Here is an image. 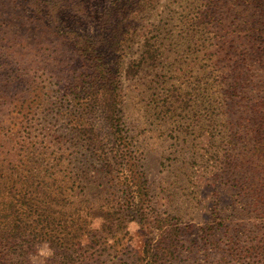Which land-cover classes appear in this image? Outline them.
<instances>
[{
  "label": "rangeland",
  "instance_id": "obj_1",
  "mask_svg": "<svg viewBox=\"0 0 264 264\" xmlns=\"http://www.w3.org/2000/svg\"><path fill=\"white\" fill-rule=\"evenodd\" d=\"M235 2L241 15L259 20L257 43L264 47V14L255 2L250 7ZM230 3L0 0V213L9 215L0 221V264H70L76 255L81 258L74 264H129L139 257L146 239L154 243L158 237L133 220L125 230L101 233L88 247V229L102 221L97 217L84 231L72 232V239L67 234L70 244L54 256L35 242L34 215L25 202L11 200L19 193L31 197L43 182L51 193L67 194V202L52 200L53 209L111 211L119 207L121 183L136 188L131 164L140 173L138 182H145L150 219L168 213L180 227L191 225L176 244L174 264H196L198 228L218 184L210 178L216 168L205 160L212 147L203 130L211 129L217 138L220 126L212 119L222 111L238 123L246 104L264 105V53L262 63L241 71L248 83L232 95L234 108L229 110L230 99L219 98L231 66L221 55L230 32L245 18L228 13ZM93 64L103 67L93 74L101 86L83 88ZM78 127L88 134L79 135ZM243 128L236 126L238 132ZM104 161L112 164L111 173L102 170ZM217 190L223 204L237 196L223 184ZM222 216L230 226L254 222L233 210Z\"/></svg>",
  "mask_w": 264,
  "mask_h": 264
},
{
  "label": "trees",
  "instance_id": "obj_2",
  "mask_svg": "<svg viewBox=\"0 0 264 264\" xmlns=\"http://www.w3.org/2000/svg\"><path fill=\"white\" fill-rule=\"evenodd\" d=\"M230 1L231 9L228 13L235 12L245 18L239 23L238 29H233L230 32L228 45L221 55L231 65L227 74L229 77L227 80L225 79V88L222 90L223 95L221 94L219 97L222 102L230 99L227 103L229 110L234 108L232 95L238 91L239 86L248 83L247 72L246 77L242 78L241 71L250 69L254 63H262L264 57V47L257 43L258 32L261 30L256 26L259 20L254 23L246 14L241 15L235 0ZM244 2L248 7L255 2L258 5L259 12L264 14V0H244ZM262 16L264 17V15ZM239 32H242L241 37H239ZM239 38H242V41ZM262 55L263 57H261ZM90 68L92 72L87 85L85 86L86 81H81L83 82V88H87L90 83L91 85L94 84L95 87L101 86L100 82L96 83L98 79L93 74L103 72V67L97 70L93 64ZM81 82L76 81L75 87H78ZM72 88L74 89V87ZM259 104L262 105L260 102ZM259 104L258 101L246 104V110L243 111L244 116L239 115L237 118L238 123L231 121L228 117L225 119L228 114L223 111L218 120L213 118L214 123L219 125L221 129H215L217 138L214 137L215 134L211 129L203 130V132H206L209 143H211L210 147H212L211 151L208 150V157L205 160H212V166L216 169L211 173L210 178L217 179L218 184L210 190L214 191L210 192L212 194L211 207L208 209L206 220L198 228L199 232L195 246L199 255L195 258L196 264H264V105H262V109H259ZM235 125L239 128L244 126L243 131L238 132ZM114 131L115 129L111 134ZM76 132L79 135L88 134V130L83 127H78ZM244 133L248 136L245 137ZM236 134L237 137H235ZM117 139L119 140V136L116 135L115 140ZM112 143L119 145L115 141ZM218 152H221V154L218 155ZM111 165L109 162L104 161L101 164L102 170L111 173ZM220 167H223V170L218 172L217 168ZM128 168L130 179H134L133 183L136 188L130 189V184L121 183L122 197L119 198V207H112L111 211L87 209L88 211L84 212L82 209L74 210L73 208V211L67 212L61 209H53V206H51L52 200L67 202V194L61 190L60 192L51 193L43 182L39 185V192L34 193L31 197L25 195V193H19L12 195L11 200L25 202L28 211H31L34 215L36 225L35 242L44 243L47 248H51L55 251L54 256L59 253L61 255L70 244L67 234L72 239L75 235L72 232H76V230L84 231V225L92 218L97 217L101 218L102 221L99 228L88 229V232L91 233V244L88 247H91L93 242L95 243L97 238L101 237V233H111L112 235V229L125 230V223L128 220H133L139 224L140 228L147 227L150 235H156L158 238L154 243H150L151 237H148L143 244L141 255L134 257L129 264H174L177 260L176 244L186 233L190 232L191 225L183 224L180 227L177 218L168 213L161 217L156 215L150 219V215L145 213L146 207L149 206L145 182H138V179L141 178L140 173L133 167V164ZM126 177L122 178L125 179ZM222 184L226 185L227 188L236 190L235 200L240 204L238 207L235 206V200H230L224 204L219 201L217 189ZM12 207L13 204H8L6 208L16 216L17 211ZM228 210H233L245 218L250 217L254 219V222L249 226L244 221L230 226L227 223V218L222 216ZM1 211H3L2 207H0ZM7 214L0 213V221L7 218L9 216ZM160 227L165 228L161 229ZM53 230L55 232H52ZM79 236L77 235V240ZM242 236L246 237V240L241 244L240 238ZM159 241L161 246L158 244ZM73 244L71 243V246ZM75 244H78V242L75 241ZM181 246H184V244L181 243ZM23 248V252H25L26 246H23ZM74 252L75 250L72 254ZM189 252H192L191 247H189ZM80 258L81 256L78 255L73 256L69 259V263L74 264V261L77 262Z\"/></svg>",
  "mask_w": 264,
  "mask_h": 264
}]
</instances>
